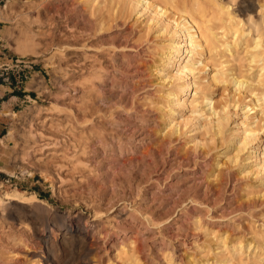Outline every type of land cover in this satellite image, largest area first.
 <instances>
[{
	"label": "rangeland",
	"instance_id": "374dc122",
	"mask_svg": "<svg viewBox=\"0 0 264 264\" xmlns=\"http://www.w3.org/2000/svg\"><path fill=\"white\" fill-rule=\"evenodd\" d=\"M181 1L210 17L213 32L224 27L213 18L216 0ZM218 1L245 22L248 3ZM263 5L252 0L244 24L262 45ZM84 8L0 2V75L17 61L33 75L31 100L8 112L0 135V264H264V123L240 109L254 99L246 88L213 81L234 73L254 84L261 61L250 63L242 41L217 46L194 71L198 88L166 99L177 83L169 77H191L162 65L171 25L156 33L166 22L127 7L98 31L99 13ZM51 18L69 47L47 39ZM167 122L177 133L165 132ZM13 190L37 202L2 200Z\"/></svg>",
	"mask_w": 264,
	"mask_h": 264
},
{
	"label": "bare ground",
	"instance_id": "6f19581e",
	"mask_svg": "<svg viewBox=\"0 0 264 264\" xmlns=\"http://www.w3.org/2000/svg\"><path fill=\"white\" fill-rule=\"evenodd\" d=\"M76 1L79 3L81 2L84 5V7L87 8L88 10L89 9H91L92 11L97 10V13H99L97 20H96L97 21L96 25L98 27V31L106 30L109 27L110 22L116 20L117 18L122 19V17H125V15L127 14V12H126L127 7H129V9L132 11H135L136 9H138L136 11V13H138L140 15L141 14L143 15L144 12L149 13V16H148L149 19L148 20H150L149 21L150 24L152 23L153 25L159 26L160 21L166 22L163 26H159V30L156 33H158L159 31H162V33L168 31L167 28L169 27V25H171V29H173L172 32L169 30L171 33V36L168 35L167 39L165 37L166 41L164 44V49H163L164 51L160 55L162 61L166 62L167 64H162V65H163V67H167L168 65H171V64H177L178 67L176 69V73H179V75L184 74L185 76L190 75L191 77H190V80H188L187 78H186L187 80H180L179 78L176 79L173 77L172 78L169 77L168 82H169L170 86L173 85L174 81H177V83L174 85L173 89H169V91H167L168 93L165 94L166 99H169L168 97L170 95L175 96V94H177L179 97L185 96L190 90L198 88V86L202 82L201 79L199 78V77H201V75L199 77H196L194 75V74H196V72L194 73V71L199 67H201V68L208 67V66H206L205 62H203V60L201 58L202 56H204L203 54L205 52H211L212 50L216 49L217 46L222 47L224 49H230L235 45V43L237 45L241 41L244 42V48L249 53L250 63H256L257 64L258 62L261 61V63L259 65H257L256 73L254 76L255 83L254 84L249 83L247 80H245L242 77L236 76L234 73H230L227 76V77H229L227 79L225 78V76L222 77L221 75H218V73H217V75L213 78V81L219 82V83L223 82V83H225V85L227 82H229L233 85L232 87H234V91L241 89L240 93L242 91V88H244V89L246 88L249 95L254 97V99L251 101V103L249 105H246V104L242 105L241 104L242 107L240 109H242L245 112L244 114H247L249 112H250V115L252 114L251 115L252 124L264 123V58L261 57L264 54V45H262L259 34L256 32L253 35L251 33V30L249 29V27H245V25H244L246 21H248L249 23H252L251 22L252 21V12L254 10V7L252 6V0H240V2H239V5H242L244 3H248V5H249V7L247 9H244V12L242 11L244 13V18L246 19L245 22H243V19H241V17L237 15V10L235 8H232L231 4L221 3L220 1L216 0L213 5L216 6L217 15H214L213 18L215 20L221 19L225 22L224 27H220L219 32H213V28L208 25V23H210L212 21V19L210 17L208 18L207 15H204L202 12H199L196 9H193L191 7H187L188 5L185 4V1H181V0L179 2H176L174 0H79V1L76 0ZM195 1L196 0H193L192 3L195 4ZM7 4H8V1H7ZM263 8H264V5H263ZM72 9H73V7H72ZM174 10H176V13H174ZM89 14H91V13H89ZM175 14L177 17H174ZM91 16L92 15H90V17ZM0 18H1V9H0ZM91 18L93 19V16ZM135 18H137V17H135ZM49 20L50 19H48V21ZM93 20H92V22H93ZM125 20H126V18H125ZM46 24H47V22H46ZM125 26H126V24H125ZM90 27H91V23H90ZM152 27L154 28V26H152ZM148 29H150V28H148ZM148 29H146V31H148ZM48 30H51V32H48ZM53 30H55L56 32L54 33ZM169 31L167 33H169ZM61 32H62V30L58 26V23L56 22V20L51 18L50 22L47 24V31L45 33L47 39L51 42L57 41L56 43H54L55 47L58 46V48H61L62 46H65V48H67L70 46V43L72 44V42L69 41L70 42L69 43V42H65L64 39H60L61 38V36H60ZM140 32H142V30ZM227 32H231L232 35L235 36L234 43L229 44L228 41H226ZM156 33H155V36H156ZM167 33H166V35H167ZM148 35H149V33H148ZM157 35H159V34H157ZM153 36H154V33H153ZM47 45H48V43H47ZM48 46H51V44ZM61 50H62V52H64L63 48ZM61 50H59V54H61ZM229 53H231V52H229ZM204 58L205 57H203V59ZM162 61H161V63H162ZM180 61H182V63H179ZM220 65H221V63H220ZM202 72H204V71H202ZM202 74L204 75V73H202ZM161 80H163V79H161ZM161 80H159V82H161ZM165 82H166V79H165ZM211 87H213V86H211ZM256 91H257V94L255 93ZM238 93H239V91H238ZM174 96H173V98H174ZM204 99H205L204 102H206L209 105H211L213 103V100L209 95L205 96ZM199 100H201V99H199ZM217 102H218V100H217ZM217 106H215V107H217ZM163 107H164V105H163ZM211 107H212V105H211ZM210 110H212V109H210ZM213 111H215V110H213ZM215 113H216V111H215ZM225 113H226V111H225ZM210 117H211V115H210ZM247 118L249 119V117H247ZM175 124H172V122H169V123L167 122L165 132L169 131L170 133H177L178 127ZM243 124H245V123H243ZM244 133H245V131H244ZM250 133H252V132H250ZM252 134L254 135V133H252ZM240 149H242V148H240ZM233 157H234V154H233ZM236 157H237V155L232 159L231 162L236 163L237 162ZM229 159H231V158H229ZM9 196H16V197L26 196L27 200L32 201V202H37L34 194H32V193L27 194L24 192L21 194L20 192H17L15 190H13L12 193H9L8 191L3 192L1 198H2V200H7L10 198Z\"/></svg>",
	"mask_w": 264,
	"mask_h": 264
},
{
	"label": "crops",
	"instance_id": "0c3cea01",
	"mask_svg": "<svg viewBox=\"0 0 264 264\" xmlns=\"http://www.w3.org/2000/svg\"><path fill=\"white\" fill-rule=\"evenodd\" d=\"M13 67V64L10 65L4 75H0V135L9 124L8 112L14 113L17 108L26 105L33 96L31 88L33 75L30 70L18 72Z\"/></svg>",
	"mask_w": 264,
	"mask_h": 264
},
{
	"label": "built area",
	"instance_id": "2783aa9c",
	"mask_svg": "<svg viewBox=\"0 0 264 264\" xmlns=\"http://www.w3.org/2000/svg\"><path fill=\"white\" fill-rule=\"evenodd\" d=\"M8 0H0V2H7ZM21 62H18L17 61V64H15L14 65V69H16L18 72H21V71H23L24 69H28V68H31L30 66H27L25 63L26 62H22L23 63V65L22 66H20L19 64H20ZM28 67V68H27ZM5 70H7V68H5Z\"/></svg>",
	"mask_w": 264,
	"mask_h": 264
}]
</instances>
